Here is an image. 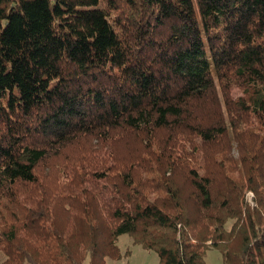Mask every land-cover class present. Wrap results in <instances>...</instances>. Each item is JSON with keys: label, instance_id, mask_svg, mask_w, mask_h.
I'll list each match as a JSON object with an SVG mask.
<instances>
[{"label": "trees", "instance_id": "obj_1", "mask_svg": "<svg viewBox=\"0 0 264 264\" xmlns=\"http://www.w3.org/2000/svg\"><path fill=\"white\" fill-rule=\"evenodd\" d=\"M121 235L264 264V0H0L1 264Z\"/></svg>", "mask_w": 264, "mask_h": 264}, {"label": "rangeland", "instance_id": "obj_2", "mask_svg": "<svg viewBox=\"0 0 264 264\" xmlns=\"http://www.w3.org/2000/svg\"><path fill=\"white\" fill-rule=\"evenodd\" d=\"M241 94L240 90L235 89L232 91V96L234 98ZM121 153L124 155L127 152L123 149ZM117 247L121 254V258L119 260L107 259L106 264H159V259L155 252L143 249L137 244H133L128 235H121L118 238ZM126 251H128L127 255ZM1 256L0 254V264L2 260ZM204 259L206 264H225L222 260L221 252L215 248H209L205 253Z\"/></svg>", "mask_w": 264, "mask_h": 264}]
</instances>
